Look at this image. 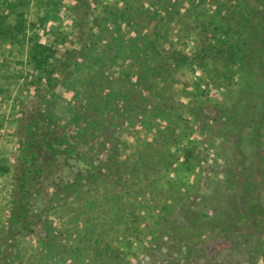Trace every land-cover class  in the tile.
<instances>
[{
  "label": "trees",
  "instance_id": "16d2710c",
  "mask_svg": "<svg viewBox=\"0 0 264 264\" xmlns=\"http://www.w3.org/2000/svg\"><path fill=\"white\" fill-rule=\"evenodd\" d=\"M77 1L79 47L60 57L56 45L41 40L35 25L26 36L29 28L15 2L3 1L16 16L14 24H8V15L0 10V37L11 33L13 43L27 45V64L41 73L29 79L40 96L23 105L13 165L9 162L3 169L13 166L15 184L0 228V264H136L116 244L130 237L140 240L152 257L153 250L164 248L176 253L173 264H210L204 253L208 245L219 251L230 248L238 261L250 256L238 264L262 260L264 239L257 242L264 234V173L260 182L256 162H244L240 152L245 180L236 181L226 172L198 192L171 175L170 146L154 145L155 138L144 139L142 145L137 139L131 143L110 129L121 118L132 121L139 115L138 121L150 130L165 122V143L177 136L183 113L167 105V89L147 84L160 78L174 85L173 74L190 66V57L174 37L200 28L197 58L191 59H220L240 75V97L222 110L223 128L218 132L240 148L237 140L243 136H232L242 119L239 112L251 99L258 101L264 88V16L259 18L247 0H228L237 24L227 26L228 34L216 46L209 24L189 20L194 14L202 16L207 0ZM259 1L264 9V0ZM59 85L70 100L57 92ZM158 96L163 107L161 101H149ZM258 118L249 116L260 124ZM205 129L214 131L209 124ZM126 149L131 153L122 159ZM189 157L199 156L190 150ZM51 209L57 210L59 222L51 219ZM206 235L210 238L202 241ZM253 237L257 242L249 240Z\"/></svg>",
  "mask_w": 264,
  "mask_h": 264
},
{
  "label": "rangeland",
  "instance_id": "374dc122",
  "mask_svg": "<svg viewBox=\"0 0 264 264\" xmlns=\"http://www.w3.org/2000/svg\"><path fill=\"white\" fill-rule=\"evenodd\" d=\"M3 1L15 2L17 12L24 13V19L29 28L26 36L29 37L32 34L33 29L31 30L30 27L33 28L35 25V32L40 35L41 40L56 45L58 57L67 49L79 47V36L77 35H80L79 29L82 26V21H79L80 6L77 0H0V10L8 15V24H14L16 16L10 14V9ZM102 1L103 3L113 2V0ZM248 2L256 9V15L259 18L264 16V9L260 8L261 1L247 0ZM228 6V0H207L203 5L204 12L202 16L197 19L196 14H194L192 18H189L194 25L209 24L208 32L213 45H219L220 40L226 37L228 33L225 32L229 24H234V26L237 24ZM215 26L218 29H215ZM199 33L200 28H197V30L193 28L189 36L181 39L174 37L177 40V45L182 49L178 46L174 47L181 49L190 57L188 61L190 66L179 69L173 74L175 77L177 75L174 85L162 82L160 78L147 84L148 87L156 83V90H158L157 88L167 89V91L164 89L165 102L173 108V111L183 113L185 121L182 123L181 128L176 131L177 136L165 143L163 141L166 135L164 132L165 122L161 125L158 124L155 127L156 130H150L148 125H142L138 121V118L141 117L139 115L132 118V121H125L126 119L121 118L114 127H111L110 132H116L122 140L131 143H134L137 139L138 143L142 145L143 141L146 142L144 139L155 138L153 140L154 145L165 144V146H170L169 148L174 154L170 164L171 175L176 174L182 177L187 184H193V187L199 188L198 192H202L201 186L202 189L205 186L210 188L213 179L224 178L226 172L232 174L236 181L245 180L242 159L240 158L242 154L246 159L244 162L246 161L248 164L256 162L258 168L256 177L262 182L261 176L264 173V101L260 98L264 97V88L261 89L262 93H259L256 97L258 101L251 102V99L245 104V109L239 112L242 119L238 118L239 125L232 131V136L241 134L243 140H237L240 148H234L233 144L230 145V139L227 140L228 137L225 138L219 135L218 132L220 128H223L222 110L240 97L237 96L240 75L235 66L225 65V61L220 59L198 58L197 62L191 59L194 56L196 57L201 39ZM10 35L11 33H8L6 36L0 37V68L2 69L0 71V228L6 221L15 184L13 166L7 172L3 169H6L9 162L13 165L12 162L19 144L17 131L23 105L40 96L37 93V87L28 82H30L29 79L41 73L27 64V45L22 46L19 43H13V39L9 37ZM202 36H204L203 33ZM114 69L118 70L117 67H114ZM140 88L142 89L143 85ZM56 90L67 99L72 98L63 86H57ZM159 99L158 96L149 101L152 104L156 101L158 105V102L161 101ZM162 103L163 100L160 102L161 106ZM198 111H200V114L197 113ZM231 114H236L235 108H233ZM250 115L255 117L258 115L257 120L261 123L258 124L255 121L257 125H254L255 122L249 119ZM150 122L148 120L149 124ZM206 124L212 126L214 129L212 133L205 129ZM231 147L233 148L231 149ZM190 150H193L194 155L199 157H194L196 159L189 157L187 159ZM240 152L242 154L238 155ZM130 153V149L124 150L121 158L125 159ZM104 156L105 154L98 155L100 158H104ZM231 169L233 172L230 171ZM164 171H167V167L164 168ZM199 181L202 183L199 184ZM51 211V219L59 222V217L54 214L57 210L51 209ZM179 211L180 208H178L177 214ZM178 218L180 220L179 214ZM208 238H210V235H206V238L202 241ZM252 239L257 242L256 237L249 240L252 241ZM263 239L264 234L259 237L257 243L261 244ZM116 244L125 250L129 254L130 260L136 264H173L172 260L176 254L167 253L168 250L164 248L158 251L153 250L152 257L143 251V243L135 237L119 239ZM208 246L204 249V253L209 255L206 254L211 261L210 264H238L240 260L250 257L249 255H242V258L238 261L234 254H230V248L219 251L216 246ZM175 262L176 264H182L176 260ZM191 262L192 260H187L185 264H194ZM263 262L264 256L262 260L259 261L258 259L256 264H263Z\"/></svg>",
  "mask_w": 264,
  "mask_h": 264
},
{
  "label": "water",
  "instance_id": "95a60500",
  "mask_svg": "<svg viewBox=\"0 0 264 264\" xmlns=\"http://www.w3.org/2000/svg\"><path fill=\"white\" fill-rule=\"evenodd\" d=\"M263 264H264V262H263Z\"/></svg>",
  "mask_w": 264,
  "mask_h": 264
}]
</instances>
